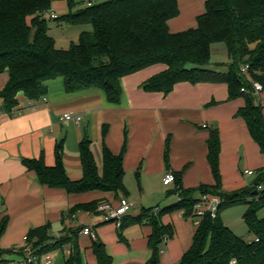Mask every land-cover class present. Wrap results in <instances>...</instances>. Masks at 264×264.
<instances>
[{"label": "trees", "instance_id": "16d2710c", "mask_svg": "<svg viewBox=\"0 0 264 264\" xmlns=\"http://www.w3.org/2000/svg\"><path fill=\"white\" fill-rule=\"evenodd\" d=\"M54 1L0 0V73L8 72V81L0 91L3 110L11 112L16 107L18 94L31 101L44 97V82L58 77L63 78L67 93L98 88L105 93L108 103L116 105L121 97L120 78L162 64L166 69L146 80L143 91L166 95L180 82L225 83L229 100L244 99V106L235 115L244 121L264 155L263 110L249 83L257 82L264 87V0H206L204 13L196 18V27L178 33H171L167 25L179 15L177 0H106L79 9H74L77 0H61L68 12L54 21L59 26L83 28L77 41L71 42L67 49L56 48L48 35L46 14ZM214 44L225 46L229 60L225 71L209 64ZM242 66L247 67L246 75L240 72ZM167 149L166 146L165 158ZM79 153L83 177L78 182L69 181L65 174L61 143L55 147L54 166H46L42 157L23 160V165L35 172L41 185L63 189L68 194L87 191L126 194L122 153L113 155L103 148L101 172L87 141L80 143ZM219 155V134L212 129L207 140V162L214 186L182 190L179 177L175 176L172 193L178 195L179 201L162 209H143L137 216L126 215L121 219L120 229L131 224L151 227L147 242L150 264H159L161 244L173 237L172 228L162 225L161 217L182 211L183 216L191 218L198 201L193 198L196 191L200 196H218L221 202L216 218L205 214L200 219L190 248L177 264H264V216H258L264 209V188L257 190L259 185L264 187V169L257 173L250 188L223 193ZM97 204L81 207L96 211ZM238 205L246 206L242 220L253 236L252 241L246 242L234 234L220 218L222 211ZM5 226L6 220H2L0 237ZM79 231H70L53 241L45 225L27 233L26 245L37 257L53 251L62 254L67 247L69 253L62 264H83ZM91 249L97 264H112L100 240L94 238ZM19 252L24 256L23 248ZM3 253L0 251V256Z\"/></svg>", "mask_w": 264, "mask_h": 264}, {"label": "crops", "instance_id": "0c3cea01", "mask_svg": "<svg viewBox=\"0 0 264 264\" xmlns=\"http://www.w3.org/2000/svg\"><path fill=\"white\" fill-rule=\"evenodd\" d=\"M205 1L177 0L179 15L167 22L169 31L195 28L196 18L205 11ZM51 10L58 11L53 18L68 12L61 0H55ZM79 33L75 34L77 38ZM216 54L222 62H210V66L225 71L229 62L225 46H218ZM165 69V65L157 64L120 78L121 97L116 105L108 103L98 88L67 93L62 77L44 82L45 96L38 100L18 94L11 112L3 110L0 99V223L6 220L0 237V251L5 252L0 264H21L19 251L26 246L27 233L45 225L53 241L89 227L94 238L105 245L112 264H150L149 225L131 224L120 229L113 222H105L95 210L81 206L100 201L116 205L125 198L132 203L127 217L137 216L143 209L168 207L179 197L172 193L175 183L163 185L166 173L179 177L182 190L214 186L207 162V140L212 129L220 138V192L247 189L254 184L257 173L264 169V155L244 121L235 115L244 106V99L229 100L225 83L180 82L166 95L143 91V83ZM7 81L8 72L0 73V91ZM256 98L264 115V87ZM64 114H70L73 120L65 121ZM83 141L89 143L99 172L103 148L113 155L123 154L124 196L99 191L68 194L41 185L35 172L23 165V160L42 157L46 166H54L55 147L61 143L65 174L69 181L78 182L83 177L79 153ZM246 170L253 171V175H246ZM199 197V191L193 193V198ZM160 221L172 228L173 237L161 244L159 264H177L190 248L196 226L182 211L166 213ZM92 240L79 231L83 264H97ZM68 253L67 247L62 254L50 252V264H62Z\"/></svg>", "mask_w": 264, "mask_h": 264}, {"label": "built area", "instance_id": "2783aa9c", "mask_svg": "<svg viewBox=\"0 0 264 264\" xmlns=\"http://www.w3.org/2000/svg\"><path fill=\"white\" fill-rule=\"evenodd\" d=\"M92 5V0L87 1L86 6ZM246 66H242L240 68V72L243 75H246ZM252 89L253 95H258L263 90V86L260 83L249 81ZM241 91H245L244 88ZM32 105V104H30ZM63 119L65 121L73 120L70 114H64ZM75 121L78 122L79 118H75ZM246 175H253V171L246 170L244 172ZM175 182V176L173 173H166L163 178V185L167 186L173 184ZM264 187L259 185L257 190H262ZM179 201V198H178ZM221 202V199L218 196L205 194L201 195L198 198V201L195 203L192 209L191 219L193 220L194 225L197 227L200 223V219L208 214L210 218L214 219L217 216L218 206ZM132 207V203H130L127 199L121 198L118 200L116 205L106 201H100L96 206V212L100 213L105 222H113L117 226H119L121 219L126 216ZM80 234L84 236H88L91 239H94V233L91 231L89 227H83L80 230ZM166 241V239H164ZM24 256H22L21 264H50L49 253L42 255L41 257H37L33 254L32 249L29 246L23 247Z\"/></svg>", "mask_w": 264, "mask_h": 264}, {"label": "rangeland", "instance_id": "374dc122", "mask_svg": "<svg viewBox=\"0 0 264 264\" xmlns=\"http://www.w3.org/2000/svg\"><path fill=\"white\" fill-rule=\"evenodd\" d=\"M77 5L74 9H79L83 8L87 1L89 0H77ZM106 0H92V4L100 3ZM200 2H203V0H198ZM181 3V2H180ZM58 11L51 10L50 14L51 19H47L48 21V35L52 37L54 40H56V47L59 49H67L70 45L71 42L75 43L77 41V36H75L76 32L79 31L81 32L83 30L82 27H77V26H71L67 24H62V26H59L57 22L54 21L53 14H57ZM74 30V31H73ZM78 35V34H76ZM218 46H224V45H213L211 48V54H210V62H222V59L220 56L216 54V48ZM245 206L243 205H238L234 206L232 208L226 209L221 212L220 217H222V220L228 227L232 229V231L237 235L242 237L246 242L252 241L253 236L248 233L243 220H242V215L245 211L244 209ZM244 209V210H243ZM264 215V209L259 212L258 216Z\"/></svg>", "mask_w": 264, "mask_h": 264}, {"label": "water", "instance_id": "95a60500", "mask_svg": "<svg viewBox=\"0 0 264 264\" xmlns=\"http://www.w3.org/2000/svg\"><path fill=\"white\" fill-rule=\"evenodd\" d=\"M255 194H256V192H255Z\"/></svg>", "mask_w": 264, "mask_h": 264}]
</instances>
